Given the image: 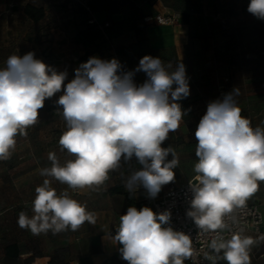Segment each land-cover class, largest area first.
I'll use <instances>...</instances> for the list:
<instances>
[{"label":"clouds","instance_id":"obj_1","mask_svg":"<svg viewBox=\"0 0 264 264\" xmlns=\"http://www.w3.org/2000/svg\"><path fill=\"white\" fill-rule=\"evenodd\" d=\"M248 12L264 20V0H250ZM160 57L145 55L133 71H124L113 58L91 57L75 70L65 85L67 71L58 72L35 58L34 52L11 55L0 69V161L11 158L16 137L39 121L46 99L63 92L61 106L66 131L59 145L72 157L63 165L49 154L51 167L41 175L52 177L71 189L103 185L109 173L135 157L142 166L132 172L125 187L132 193L139 186L155 198L162 187L174 181L179 160L169 146L161 147L180 126L189 110L180 101L190 95L189 79L182 62L169 71ZM148 79L134 82L136 72ZM239 89L210 102L195 131L197 173L190 182L193 198L187 215L204 232H215L209 256L212 264H251L250 249L256 241L240 233L225 239L220 233L229 225L226 218L264 182V128L252 127L241 115L235 97ZM172 154L169 161L167 157ZM34 215L20 212L18 225L34 235L51 231H77L85 222L95 224V214L71 198L67 191L57 194L48 179L36 189ZM169 211L155 213L149 207H129L120 217L114 239L128 264H184L193 255L192 239L182 231L165 227ZM264 239V237H262Z\"/></svg>","mask_w":264,"mask_h":264},{"label":"rangeland","instance_id":"obj_2","mask_svg":"<svg viewBox=\"0 0 264 264\" xmlns=\"http://www.w3.org/2000/svg\"><path fill=\"white\" fill-rule=\"evenodd\" d=\"M26 1L16 0L8 3V9L16 13L12 24L7 18L0 16V69L6 67L9 56H23L31 51L34 52L35 58L56 71H67L66 85L74 79L75 70L80 64L87 62L88 58L85 54L77 55L79 60L74 61L71 56L75 51L73 45H69L70 49L64 53V47L55 46L54 40L49 38L51 33H48L44 22L36 24L22 17L21 10ZM60 1L69 4L68 11L72 12L74 9L71 8L76 6L78 10L81 8L75 0ZM83 1L90 4L88 0ZM36 2L41 6L42 0ZM105 2L118 9H123V4L127 9L130 6L126 5L125 0ZM249 2L250 0H161L163 9L179 18L178 23L171 27L176 29V45L181 52V59L164 57L161 60L166 67L171 64L169 71H174L177 63L182 62L190 87V95L178 101L183 110L189 111L180 121L178 130L170 132L168 139L161 145L164 148L170 146L179 160L174 169V181L164 185L165 188L186 183L197 174L194 170L198 162L195 155L197 140L194 134L208 104L223 99L221 91L227 94L238 88L240 94L235 100L241 108V115L250 119L253 128H264V20L248 12ZM54 4L60 6L59 3ZM74 12L83 14L80 11ZM184 12L190 15L189 26L182 21ZM184 29L188 30V38L183 41L180 31ZM74 34L67 38L71 44ZM160 35L168 39L174 36V32ZM176 45H173L174 48ZM166 47L168 45H165ZM140 52L141 48L135 65L129 64L125 56L120 60L117 56L114 57H117L124 71H133L145 56L143 54H146L145 50L142 55ZM152 53L149 54L152 57L159 56L158 51ZM133 79L137 85H141L148 77L140 71L135 73ZM62 94L63 92H58L45 100L44 107L39 110V121L27 129L26 136L16 137L17 143L11 158L0 161V264H18V261L3 257L5 245L14 242L17 237L25 241L24 248L27 249L26 241L31 231L18 225L19 213L25 212L29 217L34 215L35 189L42 185L45 179L50 180L51 187L57 193L67 191L75 200L80 197L78 189H71L52 177L40 174L41 169L51 167L48 158L50 153H55L62 165L72 159L59 145L62 133L67 130L61 106L56 103ZM172 158L170 153L167 159L170 161ZM140 168L142 166L135 157L127 162L122 159L121 166L109 173V179L103 185L93 187L100 203L108 196L113 197V203L121 215L126 214L125 198L110 196L107 191L119 183L124 175L129 177ZM255 198L264 203V182H260ZM34 241V254H40L41 250L45 249L44 243L42 239Z\"/></svg>","mask_w":264,"mask_h":264},{"label":"crops","instance_id":"obj_3","mask_svg":"<svg viewBox=\"0 0 264 264\" xmlns=\"http://www.w3.org/2000/svg\"><path fill=\"white\" fill-rule=\"evenodd\" d=\"M16 0H1L0 16H4L8 21L13 23V18L16 13L8 9V3ZM90 4L96 7L95 16L98 21H109L112 23L111 35L113 45L136 46L142 44L146 49H152L153 54L158 51L160 54H165L168 58H173L174 55L181 59V52L177 47L176 29L171 26L158 25L155 21H146V18L154 17L158 13L167 12L163 9L161 0H125L126 5H130L127 9L123 4V9L113 8L105 0H88ZM39 6L36 0H27L21 10L22 17L24 8L28 4ZM54 3H59L56 6ZM41 6L45 9L46 16L41 21L47 27L49 38L54 40V45L63 46L65 52L68 51L69 45L74 46L72 58L78 61L77 55L85 54V49L81 45H77L72 40V44L67 41V38L72 33L82 30L86 25L80 24V20L73 15L69 4L59 0H42ZM60 10V12L58 11ZM62 10V11H61ZM26 18V17H25ZM28 21L32 22L28 18ZM33 23V22H32ZM174 32L171 38H162L160 34ZM181 38L184 41L188 38V30H181ZM75 35V34H74ZM53 42V41H51ZM50 42V43H51ZM165 45L168 47L165 48ZM173 45H176L175 48ZM164 46V47H163ZM170 46V47H169ZM170 53L171 55L169 56ZM116 55L114 52H106L104 55L92 54L91 57H98L103 60H111ZM118 60V59H117ZM81 63V62H80ZM80 197L77 201L86 206L87 210L95 214V224L85 222L77 231L67 230L57 234L51 231L35 235L28 233L27 244L25 249L23 239L17 237L16 242L20 247V257L17 260L18 264H128L122 259L118 242L114 239V230L119 228L120 217L122 216L117 206L114 205L113 197L102 199L101 203L97 197V192L94 188L78 189ZM59 195V193H57ZM256 193L254 194V199ZM260 203V202H259ZM264 211V203H260ZM104 205V206H103ZM127 208V204H124ZM249 237L253 238L252 235ZM36 239H42L44 248L40 254H34V244ZM255 240V239H254ZM256 241V240H255ZM258 253V243L252 245L250 249L251 264H264V256ZM3 257L5 258V250L3 249ZM187 259L184 260V263ZM220 264H227L224 260H219Z\"/></svg>","mask_w":264,"mask_h":264},{"label":"built area","instance_id":"obj_4","mask_svg":"<svg viewBox=\"0 0 264 264\" xmlns=\"http://www.w3.org/2000/svg\"><path fill=\"white\" fill-rule=\"evenodd\" d=\"M88 12L89 24L96 27L103 33L105 25L100 23L95 13L83 0H75ZM178 16L169 12L158 13L154 17L146 18V21H155L158 25L172 26L178 23ZM225 91H221L224 96ZM196 177V176H195ZM195 177L186 183L178 186L167 188L161 195L155 198L148 196L146 206L151 208L155 213L169 211L171 213L170 220L165 227H172L175 231H182L190 235L192 239L193 255L187 258L184 264H212V260L207 257H215L216 253L210 248L211 240L215 237V232H204L199 229L193 219L187 215L191 209V200L193 198L190 182L195 181ZM143 186H139L136 191L141 190ZM77 192V191H76ZM229 227L220 234L225 239H230L234 233H240L242 236L249 237L252 235L258 243V253L264 256V211L261 204L254 199V194L247 200L246 205L237 209L226 218ZM218 264H220L218 260Z\"/></svg>","mask_w":264,"mask_h":264},{"label":"trees","instance_id":"obj_5","mask_svg":"<svg viewBox=\"0 0 264 264\" xmlns=\"http://www.w3.org/2000/svg\"><path fill=\"white\" fill-rule=\"evenodd\" d=\"M88 6L92 9L94 13H96V7H94L92 4H89L87 2ZM77 7V6H76ZM72 7V17L75 19L76 17L80 20V24H85L86 26L82 30H78L75 35H74V42L77 45H81L85 49V55L86 58H90L92 54H100L104 55L106 52H114V55L120 58L126 57L128 59L129 64L135 65L136 60L138 59V53H139V48H141L140 55L143 54L144 50L146 54L144 55H149L153 52L152 49H146L142 44H140L138 47L130 45V46H125V45H120L113 47L112 44V35H111V28H112V23L109 21H102L100 23L106 24L109 23L108 26L105 27L104 33L99 30L96 25H91L89 24V14L85 9L81 6V8L78 10V7ZM74 11H80L83 14L75 13ZM24 15L26 18L31 20L33 23H40L46 16L45 9L42 6H37L31 3H28L25 8H24ZM85 18H82V17ZM182 21L186 26L190 25V15L187 12L182 13ZM142 48L144 50H142ZM147 51V52H146ZM159 53V52H158ZM153 54V53H152ZM142 56V57H143ZM160 59H163L164 57L169 59L165 54H160L159 56ZM173 58H177L175 55ZM178 59V58H177ZM197 175V174H196ZM196 175H194L192 178L189 180L193 179ZM128 177L124 175V178L119 181V183L115 184L114 186L110 187L107 191L108 195L110 196H123L126 200L127 204V209L129 207H136L137 210H140L143 207L146 206V199L148 198V193L146 189L142 188L141 190L138 191H133L130 193L126 187L125 183L127 181ZM188 180V181H189ZM173 186H178V185H173ZM162 187L161 191L158 193V195H161L167 188L173 187ZM117 230H114V233L116 234ZM119 245V249L122 247V245ZM5 250V259L11 260V261H17L20 257V247L16 242H11L5 245L4 247Z\"/></svg>","mask_w":264,"mask_h":264}]
</instances>
